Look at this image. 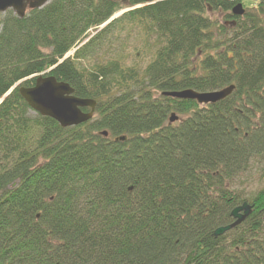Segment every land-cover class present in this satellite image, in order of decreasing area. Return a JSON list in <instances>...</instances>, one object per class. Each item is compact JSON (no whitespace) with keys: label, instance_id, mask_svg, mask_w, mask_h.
Masks as SVG:
<instances>
[{"label":"trees","instance_id":"trees-1","mask_svg":"<svg viewBox=\"0 0 264 264\" xmlns=\"http://www.w3.org/2000/svg\"><path fill=\"white\" fill-rule=\"evenodd\" d=\"M124 8L135 9L101 29ZM126 24L157 36L143 71L118 59L77 67ZM51 69L97 103L91 121L63 129L18 88L4 98ZM231 85L215 105L163 95ZM2 99L0 264H184L194 251L190 264H264V187L245 198L236 188L264 170V0H52L22 19L8 11ZM245 202L252 214L215 237Z\"/></svg>","mask_w":264,"mask_h":264},{"label":"water","instance_id":"water-1","mask_svg":"<svg viewBox=\"0 0 264 264\" xmlns=\"http://www.w3.org/2000/svg\"><path fill=\"white\" fill-rule=\"evenodd\" d=\"M52 0H0V17L8 11H13L19 18H24L28 11L39 10L48 5ZM113 2H121L127 4L129 0H110ZM123 14V13H122ZM233 14L241 17L245 14L242 4L237 5L233 9ZM112 18L108 23H110ZM107 23V24H108ZM66 56L61 63L67 59ZM49 70L46 73L35 76V84L32 87L20 86L16 84L6 95V98L13 90L19 89L20 96L28 104L30 109L41 117L50 118L57 122L61 128L67 129L87 123L94 118L97 103L94 100L78 98L74 94V89L66 82L58 81L54 76L50 75ZM235 85H231L222 90L213 92L200 93L194 90H184L177 92H166L163 95L176 99L196 101L199 105H215L228 97L235 91ZM3 98V99H4ZM0 101V103L3 101ZM90 109L89 113H85L83 109ZM179 120L178 116L173 113L170 116L169 123L174 124ZM104 137L108 136L107 132L103 133ZM117 142H125L126 137H120ZM253 206L247 202L236 207L231 212L234 219L232 225L221 227L214 233L215 237H220L229 232L236 226L243 223L251 214ZM196 252L190 253L184 264H190Z\"/></svg>","mask_w":264,"mask_h":264},{"label":"rangeland","instance_id":"rangeland-1","mask_svg":"<svg viewBox=\"0 0 264 264\" xmlns=\"http://www.w3.org/2000/svg\"><path fill=\"white\" fill-rule=\"evenodd\" d=\"M124 11H126L125 8L118 12L115 18L120 17ZM209 17L214 22L224 20V16L218 13L210 14ZM148 29L130 24H126L122 30L115 28V31L95 52L94 57L77 61V67L81 70L90 69L94 65L118 59L125 68L132 67L143 71L153 60L158 49L157 36ZM95 34L92 33L93 36ZM73 55L74 51L70 52L67 57ZM236 185L240 194H243V198L256 193L264 187L263 167L257 165L248 174L240 176Z\"/></svg>","mask_w":264,"mask_h":264}]
</instances>
